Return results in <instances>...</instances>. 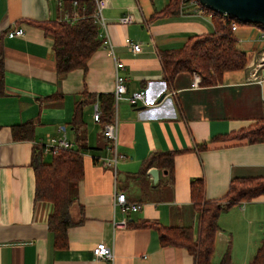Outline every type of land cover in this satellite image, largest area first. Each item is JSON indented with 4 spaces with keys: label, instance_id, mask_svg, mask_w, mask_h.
<instances>
[{
    "label": "crops",
    "instance_id": "1",
    "mask_svg": "<svg viewBox=\"0 0 264 264\" xmlns=\"http://www.w3.org/2000/svg\"><path fill=\"white\" fill-rule=\"evenodd\" d=\"M168 1L106 0L102 15L112 48L101 42L84 68L58 75L52 38L39 22L76 20L75 0H0V264H106L92 254L98 241L113 252L108 264H194L185 248L160 245L150 223L191 226L196 235L192 179H202L205 199H219L231 177L264 174V142L221 139L263 113L264 80H250L248 73L264 50V30L256 24L237 25L236 46L245 52L246 63L225 71L221 83L191 87L193 72L178 73L169 83L159 51L179 48L189 36L211 32L213 25L209 14H198L192 2L182 3L177 13L163 14ZM126 13L133 20L120 23ZM15 26L23 34L7 36ZM128 41L138 42L140 50L132 51ZM115 60L123 63L119 72L125 76V92L112 101L121 155L112 164L110 142L101 132L108 117L98 94L113 95ZM140 89L146 104H130L126 97ZM95 102L100 121L93 119ZM77 103L86 148L70 216L81 220L67 228L66 246L55 247L47 224L52 205L34 199L33 167L48 161V155L50 159L43 146L49 137H64L69 149L77 147L72 124ZM24 123L32 125L30 136L15 139L12 127ZM154 151H173L171 168L155 162L146 167ZM151 167L158 169L156 181L148 173ZM115 191L141 207H113ZM123 217L127 225L113 229L112 220ZM218 224L211 263L249 264L264 241V195L222 210ZM228 244L229 261L221 263ZM256 264H264V256Z\"/></svg>",
    "mask_w": 264,
    "mask_h": 264
},
{
    "label": "trees",
    "instance_id": "2",
    "mask_svg": "<svg viewBox=\"0 0 264 264\" xmlns=\"http://www.w3.org/2000/svg\"><path fill=\"white\" fill-rule=\"evenodd\" d=\"M72 1V0H70ZM190 0H169L160 11L163 14L177 13L179 6ZM94 0H75L77 19L39 22L45 33L52 38V49L55 59V71L62 75L74 68H84L87 59L102 42L98 35V27L93 19ZM209 14L213 25L211 32L189 36L182 46L176 49H162L159 58L163 76L171 82L175 75L181 72H195L200 76L201 86H211L221 83L225 71L237 70L246 63L245 52L236 46L237 40L231 29V23H242L236 19L204 8ZM2 52L0 42V92L2 87ZM101 106L107 119L111 120L112 94H98ZM80 103L74 108L72 124L75 130V149L50 150L48 161H38L34 168V199L46 200L52 205L47 224L53 233L54 246H66V231L73 224L70 207L76 200L75 185L83 176L82 151L86 148L85 133L82 126ZM110 116V117H109ZM100 121V119H99ZM103 121V122H104ZM30 123L18 124L12 127L15 139L30 136ZM221 139L237 142H264V110L262 115L247 127L223 134ZM205 147L201 144L199 148ZM173 151H154L145 160L148 167L152 163L162 165L167 169L172 166ZM190 194L193 208L197 212L198 229L193 234L191 226H162L150 223L158 234L160 245L179 246L185 248L194 260V264H212L215 235L219 231V213L240 201H249L264 195V174L253 176L231 177L225 195L219 199L203 197V181L194 178L190 182ZM82 215L81 206L78 207ZM81 218V216H80ZM229 244L222 255L221 263L228 262ZM264 241L257 249L249 264H256L264 256Z\"/></svg>",
    "mask_w": 264,
    "mask_h": 264
},
{
    "label": "built area",
    "instance_id": "3",
    "mask_svg": "<svg viewBox=\"0 0 264 264\" xmlns=\"http://www.w3.org/2000/svg\"><path fill=\"white\" fill-rule=\"evenodd\" d=\"M95 8L92 14L94 21L97 25L102 28V31L98 32V35L102 38V44L107 46L108 48H112V44L110 42L109 36L107 34L105 28V20L102 15V9L106 6V0H94ZM197 5V13L203 14L204 7H202L197 0H190ZM133 20V16L130 13H126L119 17L118 21L120 23H128ZM237 25L235 23H231V29L234 31ZM264 30V24L261 25ZM23 34V28L21 26H15L10 29H7L6 35L9 37L12 36H20ZM129 48L132 51H139L140 44L138 42L128 41ZM123 67V63L119 60H115L114 62V89H113V98L114 103L120 98H122L123 93L125 92V76L120 74L119 69ZM248 79L262 81L264 80V50L260 52L257 60L254 64L251 65L248 73ZM200 84V76L193 72L192 79L190 81L191 87H197ZM146 94L143 89L132 91L126 98L130 104H146ZM100 109L97 106V103L94 104L93 111V119L95 121H99L100 119ZM101 132L103 137L110 142V150H112V156L110 161L112 164H115L118 156H121L116 151V143H117V120L116 117L111 118V120L105 121L101 125ZM46 150H58V149H69L70 143L64 139V137L54 138L49 137L43 144ZM113 207L117 206L121 211L126 210H138L141 207L139 202H129L126 198V194L122 191H115L113 194ZM242 202V201H240ZM127 225L126 217L121 218L120 220H112L113 229L117 227H125ZM92 254L96 258L103 259L106 264L110 263L112 259L113 252L111 248H109L103 241L96 242L95 246L92 248Z\"/></svg>",
    "mask_w": 264,
    "mask_h": 264
},
{
    "label": "water",
    "instance_id": "4",
    "mask_svg": "<svg viewBox=\"0 0 264 264\" xmlns=\"http://www.w3.org/2000/svg\"><path fill=\"white\" fill-rule=\"evenodd\" d=\"M198 3L209 10L224 14L242 23L256 25L264 24V0H197ZM163 94L158 100L162 98ZM153 181L158 178V169H148Z\"/></svg>",
    "mask_w": 264,
    "mask_h": 264
},
{
    "label": "rangeland",
    "instance_id": "5",
    "mask_svg": "<svg viewBox=\"0 0 264 264\" xmlns=\"http://www.w3.org/2000/svg\"><path fill=\"white\" fill-rule=\"evenodd\" d=\"M45 160H49V155L46 157V158H44Z\"/></svg>",
    "mask_w": 264,
    "mask_h": 264
}]
</instances>
